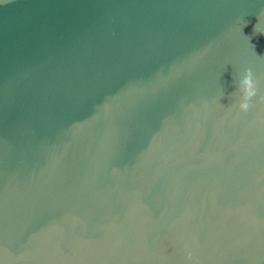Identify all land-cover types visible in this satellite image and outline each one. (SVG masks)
I'll list each match as a JSON object with an SVG mask.
<instances>
[{
	"label": "water",
	"instance_id": "1",
	"mask_svg": "<svg viewBox=\"0 0 264 264\" xmlns=\"http://www.w3.org/2000/svg\"><path fill=\"white\" fill-rule=\"evenodd\" d=\"M0 264H264V0H0Z\"/></svg>",
	"mask_w": 264,
	"mask_h": 264
},
{
	"label": "clouds",
	"instance_id": "2",
	"mask_svg": "<svg viewBox=\"0 0 264 264\" xmlns=\"http://www.w3.org/2000/svg\"><path fill=\"white\" fill-rule=\"evenodd\" d=\"M240 89L244 95V102L240 104V107L243 110H247V108L249 107L247 100L255 94L253 91V84L251 81L250 74L246 75L244 79L240 82Z\"/></svg>",
	"mask_w": 264,
	"mask_h": 264
}]
</instances>
